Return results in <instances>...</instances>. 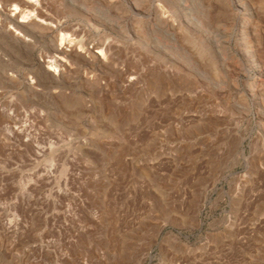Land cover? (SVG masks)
Instances as JSON below:
<instances>
[{"label": "rangeland", "instance_id": "obj_1", "mask_svg": "<svg viewBox=\"0 0 264 264\" xmlns=\"http://www.w3.org/2000/svg\"><path fill=\"white\" fill-rule=\"evenodd\" d=\"M45 3L108 51L0 42V264H264V0Z\"/></svg>", "mask_w": 264, "mask_h": 264}, {"label": "bare ground", "instance_id": "obj_2", "mask_svg": "<svg viewBox=\"0 0 264 264\" xmlns=\"http://www.w3.org/2000/svg\"><path fill=\"white\" fill-rule=\"evenodd\" d=\"M45 1L0 0L1 45H7L14 52L21 49V51L24 50L28 53L33 43L41 40L48 41L53 52V62L50 64L52 70L49 68L47 70L51 75L52 72H54L53 75L59 73L58 68L63 67L67 59L72 57L79 59L89 68L101 65L103 61L102 56H105L108 51L104 47V44H101L96 39L91 44L92 48L88 49L86 38H84L86 31L82 30L80 26H76L73 29L74 33L69 35L65 31L67 28L64 27L68 21V17H56L52 15L49 9L47 10ZM233 1L235 2V0ZM255 19L256 17L253 16L246 21V34L254 30L255 26L253 24L255 23ZM252 26L251 30L250 27ZM76 32L78 33L76 34ZM41 69L40 66L39 70L42 71ZM263 81L264 73L260 72L255 85L257 90L259 88L260 91L263 87ZM39 82L41 81L38 79Z\"/></svg>", "mask_w": 264, "mask_h": 264}]
</instances>
